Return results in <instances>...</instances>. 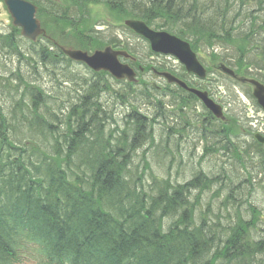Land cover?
Returning a JSON list of instances; mask_svg holds the SVG:
<instances>
[{"label":"trees","instance_id":"trees-1","mask_svg":"<svg viewBox=\"0 0 264 264\" xmlns=\"http://www.w3.org/2000/svg\"><path fill=\"white\" fill-rule=\"evenodd\" d=\"M29 1L40 13L45 8L54 10L41 0ZM114 1L119 15L159 17L168 30L187 27L177 31L194 42L210 34V13L236 1L244 3L132 0L136 9L131 10L127 0ZM258 4L264 9V0ZM71 5L81 4H64L60 7L64 15H69ZM59 21V26L69 25ZM12 32L0 37L7 42L4 47L19 53L18 46L10 44L18 36L15 29ZM38 55L43 66L51 61L55 66L63 61L69 64L62 58L54 60L45 47ZM18 76L16 86L0 76V264H10L23 234L42 246L47 264H264V212L261 217L254 205V201L258 205L256 194L264 198V188L252 189L254 185L245 180L236 192L231 191L227 197L231 237L220 249L214 241L217 233L205 221L200 228L192 227L189 216L184 220L178 215L197 181L172 189L167 184V190H162L161 182L153 180L157 188L146 190L139 166L132 167L139 146L130 153L111 147L104 134L106 113L94 97L84 93L67 119L63 105L53 111L50 98ZM4 89L12 92L7 108L2 102ZM259 154L264 163V151ZM245 184L247 192L252 190L248 194L254 197L252 205L243 199ZM168 188L175 192L169 193ZM171 218L174 221L165 222Z\"/></svg>","mask_w":264,"mask_h":264},{"label":"rangeland","instance_id":"rangeland-1","mask_svg":"<svg viewBox=\"0 0 264 264\" xmlns=\"http://www.w3.org/2000/svg\"><path fill=\"white\" fill-rule=\"evenodd\" d=\"M60 3L64 4L63 0H60ZM82 8H85V12H84L85 14L84 15L79 14L78 20L81 23L87 22V26H90V28L88 29L93 31L91 39L96 40V43L99 46L103 47L102 45H106L108 40H110L111 38H113L114 40L115 37H117L118 39L124 42L127 41L129 44V49H130L129 51H131L134 54L136 53L140 58H144L147 55L146 53L148 52V49H147V46L144 40L137 37L136 35L131 33L129 30L121 27L125 19H122L121 17H116V15L114 14L112 15V13H110L108 9L106 8L105 4L103 3L90 4L89 3L86 6H83ZM10 24H11L10 18L5 8L3 7V5L0 4V32H7ZM5 54H6L5 52L0 50V74L2 75V77L8 80L9 78L8 71L11 69H16V65L14 64V58L13 59L10 58L8 60V58L5 57ZM162 61L168 62V61H165L164 59L159 60V62H162ZM10 63H13V64L11 65ZM169 63L171 65H174L179 71H181L180 69L181 67L177 62L173 63V61H170ZM18 66L21 69V75L24 74L25 71H27L24 65H18ZM74 69H76L75 74L77 76L86 77V78L90 77V75L85 69L78 68V67H71V69H66L68 71H66L65 69H59L55 72H56V75H58L60 79L61 77L72 78V74H73L72 71ZM42 76H46V74H43ZM188 79L190 81H193V78L191 77H188ZM210 80L212 81L211 83L214 87V90L216 92H219L220 95L222 96V99H223L222 103L224 104L223 106L227 110V113H226L227 117L230 119H234V118L238 119L240 121V124L238 126L243 127V131L247 130L249 128V124H253L256 117L254 114V103L248 97L246 91L244 90L246 88H241L238 85L235 86L234 84H231L225 78H223L222 76L216 73H213V76L210 77ZM8 82L14 84L15 80L11 79V80H8ZM40 83L46 89L52 88L50 84L45 81H41ZM110 85L106 84V88L109 92L112 90V88L115 91H118V87L115 84H113L111 81H110ZM119 88L122 90L124 86L120 85ZM67 91L68 89H65V87H63L58 92L59 93L57 94L58 97H62L61 95L65 94L63 92H67ZM54 92H55V89H54ZM123 92L124 91H121V93ZM11 95H12V92H9L6 96L9 98ZM157 97L158 99L159 98L161 99L160 96H157ZM115 101L116 99H114L112 102H115ZM127 101H128L127 98H124L123 102H127ZM151 102H153V100H151ZM164 104L167 105V101H164L163 105ZM152 105L153 103L149 104L148 101H145V102H139L138 106H134L130 108L139 109L142 113L149 114V116H151L152 114V117H153V115H155V113L157 112L154 111ZM193 105H196V109H193L191 106V108L187 110L188 114H191V115L185 116V117L184 115H181V118H187L190 126L198 127L200 124L198 117L203 116L204 113H203L202 107L198 103H194ZM164 107L166 106L164 105ZM130 108L129 106L128 108H124V103L123 104L118 103V105L116 106V110L118 111L117 115L122 113L123 111L129 112ZM168 109L169 107L166 108V110ZM171 121L169 120L167 124L165 123V128L170 127L172 125ZM161 128L158 124L152 127V134H153L155 144H160L161 141L165 139V132L162 131ZM228 129H229V126H228ZM189 130L194 131L193 129H189ZM236 131H238V129H236ZM243 131H241L240 135H243ZM252 132H253L252 130L250 131L248 130L249 135L250 134L253 135L254 133ZM194 135H195L194 132H190L187 135H185L184 140H183L185 141V143L187 142L186 144H183V147H185V149H191V145L193 144L192 141H194L193 139ZM170 138L171 139L169 143L167 144L166 150H170L173 153H175V144H174L175 141H173L172 137ZM241 141L243 142L245 147L251 143L250 139L246 136H241ZM161 150L162 148H160L159 145H157L156 147H154L153 152L147 155L146 162L148 163L149 169L152 174H154L155 176H158L159 178L163 177L166 179H171V181H175L176 179L175 167H172L171 170L168 171L165 164H163L161 160L158 161L161 157ZM228 159H229L228 156H226L225 158L218 157V159H215L214 157L209 158V160L213 163V165L220 164L222 167L227 166L228 172H234L236 177L243 176L241 166L235 164L234 161H229L228 164H226L225 162ZM167 160L173 161V157L169 155V158ZM222 162L224 163L222 164ZM185 163L186 164H185L184 174L186 178H189V176L191 175V170L193 169V164L187 159L185 160ZM194 167L196 170L202 169L205 172H209L212 170V168L206 164L195 165ZM257 179L264 180V176L257 177Z\"/></svg>","mask_w":264,"mask_h":264},{"label":"water","instance_id":"water-1","mask_svg":"<svg viewBox=\"0 0 264 264\" xmlns=\"http://www.w3.org/2000/svg\"><path fill=\"white\" fill-rule=\"evenodd\" d=\"M3 3L12 18L13 25L21 28V35L23 37L34 41L37 37L45 34L44 30L40 27L39 21L36 19V7L34 5L24 0H3ZM125 24L144 38H147L153 51L172 54L185 64L186 68L200 76L203 75L202 70L194 63L193 57L184 43L165 34L152 33L141 22L126 21ZM62 51L69 59L82 62L93 71H107L117 79H132V73L128 67L121 65L118 61V56H124L122 52H115L110 48H105L103 51H95L92 55L71 49H62ZM178 84L181 87H185L180 82ZM254 96L257 99L258 105L264 111V88L257 85ZM206 104L209 110L219 117V109L208 104V102ZM256 139L258 142L264 144V137L256 135Z\"/></svg>","mask_w":264,"mask_h":264},{"label":"flooded vegetation","instance_id":"flooded-vegetation-1","mask_svg":"<svg viewBox=\"0 0 264 264\" xmlns=\"http://www.w3.org/2000/svg\"><path fill=\"white\" fill-rule=\"evenodd\" d=\"M217 98H219V97H217Z\"/></svg>","mask_w":264,"mask_h":264}]
</instances>
